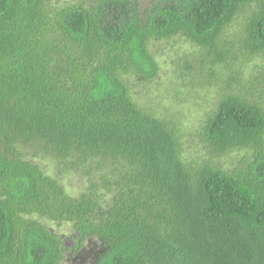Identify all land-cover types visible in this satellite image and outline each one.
Wrapping results in <instances>:
<instances>
[{"label": "trees", "instance_id": "obj_1", "mask_svg": "<svg viewBox=\"0 0 264 264\" xmlns=\"http://www.w3.org/2000/svg\"><path fill=\"white\" fill-rule=\"evenodd\" d=\"M143 1L0 0V264H264V0Z\"/></svg>", "mask_w": 264, "mask_h": 264}, {"label": "rangeland", "instance_id": "obj_2", "mask_svg": "<svg viewBox=\"0 0 264 264\" xmlns=\"http://www.w3.org/2000/svg\"><path fill=\"white\" fill-rule=\"evenodd\" d=\"M63 1H73V0H61ZM147 0H144L143 3L146 4ZM157 48V47H156ZM181 50V44L180 42H176L174 44L170 43H161L160 49L158 51L160 52L161 61L163 65L162 69V77L157 81L156 84L151 86V93L152 95H149V97H143L145 104H148L152 111H155L157 108H162L164 106H167L170 104L171 100H168L169 96V88L171 87V80L170 78V71H172L171 62L172 60L176 59V53ZM136 91L140 92L141 88H137ZM150 94V93H149ZM166 97V98H165ZM180 98H183L182 96ZM192 98V97H191ZM188 101V99L186 100ZM190 101V100H189ZM194 101V98L191 99V103ZM188 103V102H187ZM193 105V104H192ZM184 106L189 107L188 104H185ZM201 117V112L199 111V106H193L189 109L187 113V118L189 119L188 122L190 123H196L199 118ZM41 163H43L44 167L49 170L50 174L57 176V170L54 167V165L49 162L42 160ZM60 179L66 186L67 190L74 196H79L82 191L86 188L87 182L84 181L79 175H69V174H60ZM55 229L61 234L64 235L65 241L69 246H73V240L70 239L72 235L74 234L72 227L65 225L63 227L54 226ZM80 257H75L74 253L72 251L67 252V260L63 264H80ZM82 263H88L87 260H83Z\"/></svg>", "mask_w": 264, "mask_h": 264}, {"label": "bare ground", "instance_id": "obj_3", "mask_svg": "<svg viewBox=\"0 0 264 264\" xmlns=\"http://www.w3.org/2000/svg\"><path fill=\"white\" fill-rule=\"evenodd\" d=\"M77 3V2H76Z\"/></svg>", "mask_w": 264, "mask_h": 264}]
</instances>
